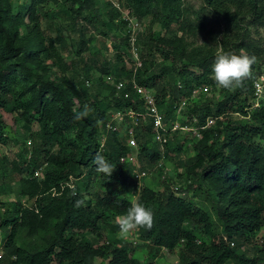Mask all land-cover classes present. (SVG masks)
I'll use <instances>...</instances> for the list:
<instances>
[{
  "label": "trees",
  "instance_id": "16d2710c",
  "mask_svg": "<svg viewBox=\"0 0 264 264\" xmlns=\"http://www.w3.org/2000/svg\"><path fill=\"white\" fill-rule=\"evenodd\" d=\"M183 1L126 0L127 16L150 18L137 37L142 65L134 70L128 66L130 58L115 48L114 60L103 65V73L93 82L92 67L80 60L82 65L72 64L62 56L67 48L64 40L59 39L57 46L42 33L41 20L50 15L45 7L58 4L52 17L81 36L84 23L107 19L111 24H126L119 7L108 0H28L20 4L0 0V146L16 141L7 114L13 115L14 124L20 121L26 133L10 161L12 171L19 175V191L9 208L0 212V229L5 232L0 264H154L140 260L136 255L140 247L151 252L176 251L178 264L264 262L260 234L264 227V103L249 118L235 116V121L230 117L235 112L246 113L253 93L252 77L264 72V46L258 32L264 27V0H202L199 9L189 15ZM207 17L222 26L224 51H245L256 57L252 77L242 88L224 91L214 103L203 100L183 108L188 115L187 121H179L180 126L194 127L199 133L198 138L192 135L193 155L185 161L183 174H178L187 178L184 190L190 196L175 194L170 174L162 180L161 191L141 187L137 196L154 211L153 228L136 230L134 246L119 240L101 243L103 226L126 212L131 202L128 195L137 188L131 164L120 161L132 151L124 128L109 131L106 121L111 112L140 109L135 92L129 97L116 94L105 76L125 79L129 87L134 78L153 89L156 104L171 127L179 101L191 98L196 87L207 86L210 91L217 86L211 71L216 50L200 45L185 51L183 42L184 35L196 37L206 29ZM153 25L168 35L160 36ZM87 41L82 38L74 50L67 49V57L78 60ZM122 43L129 47L128 35L116 45ZM97 83L108 90L104 98L91 93ZM85 105L90 114L73 119ZM208 119L213 122L207 124ZM141 120L135 130L140 160L152 166L160 157L166 162L173 159L172 152L183 150L180 129L171 131L162 148L152 139L149 118ZM97 151L115 166L110 177L95 170ZM6 169L0 157L1 179ZM37 170L41 176L35 174ZM69 185L75 187V194ZM77 200L83 201L79 207L74 206Z\"/></svg>",
  "mask_w": 264,
  "mask_h": 264
},
{
  "label": "rangeland",
  "instance_id": "374dc122",
  "mask_svg": "<svg viewBox=\"0 0 264 264\" xmlns=\"http://www.w3.org/2000/svg\"><path fill=\"white\" fill-rule=\"evenodd\" d=\"M28 2V0H13L15 4H20L21 2ZM101 2L105 0H100ZM113 2V5L115 7H119L122 12V18L126 19V24L118 23L116 24V21L112 24L107 21V19H104V21L99 22H93L91 24L84 23L82 27V36L79 32L71 33L67 29L64 28L63 25H58V19L57 17H52L51 13L53 11L59 10V5L55 3H48L46 5V10H49V16L48 18L41 20V28L42 33L46 37H51L53 39L54 44L57 46L60 45L59 39L64 40L65 45L67 48H65L61 54L63 57H65L68 62H72V64L77 63L78 66L82 65L80 61H82L84 64L86 63L90 67H92L91 75L93 76L92 81L94 82L95 79H97L100 74H102L101 68L103 65L106 64L109 60H114L116 49L118 48V51L124 54V57L130 58V44L129 47L125 46L124 43H122L120 46H117L116 44L119 43V41L126 37V35H131V30H141L142 32L148 24H150V18H146L143 20H139L137 18L133 19L129 16H127L128 12V6L126 0H108ZM119 1V2H118ZM183 7L185 8V13L188 11V15L191 11L199 9V7L202 5V0H184L183 1ZM101 11V10H100ZM125 21V20H124ZM104 22V23H103ZM120 22V21H119ZM132 24V25H131ZM173 27H176V24H172ZM205 30L199 33L196 37H189L188 35H184L183 42L185 45V51H189L194 47L204 45V46H210L216 50V52L221 49L220 46V39L222 38V31L223 28L220 24L216 23L212 18L207 17L206 19V25ZM154 32H159L160 36H167L168 33L166 31H163L160 29L159 26L153 25ZM259 31V37L261 38V44L264 46V27H260L258 29ZM106 33V34H105ZM82 38L88 40L86 43V48L78 58H69L67 57L69 50H74L78 43L82 40ZM128 42V41H127ZM130 42V39H129ZM128 54V55H127ZM264 61V56H263ZM128 66L133 67V63H128ZM86 81V80H85ZM86 85V84H85ZM91 88V87H89ZM91 93L98 94L100 98H104V96L108 93V90L103 87L101 83H97L93 89H90ZM229 89H224L216 86L215 90H210L209 94L206 95V97L201 98H194L191 97L189 99H183L179 101L177 104H180L182 106L180 113H175V121L176 123H179V121H187V110L183 111V108H187L193 105L200 104L203 100H209L212 103L220 100L224 94V91ZM232 91V90H229ZM183 104V105H182ZM102 106L104 104L102 103ZM232 120H238L235 115L230 116ZM6 121L8 124L15 127L16 130V141H10L5 146H0V157H3V160L6 165V172L4 178H0V212H3L5 209L9 208V205L14 202L18 198V191H19V175L12 171L10 161L14 159L17 152L19 151L18 142H21L23 138L26 137V133L23 132L22 123L20 121H16V124H14L13 115H6ZM36 128V125L31 127V129ZM191 130V131H188ZM195 130V131H194ZM192 132V133H189ZM122 133H124L122 131ZM171 133V132H170ZM194 127H188L185 126L184 128H180L179 136H180V143H183V150L177 154L175 152H172L171 155H173V159L166 160V175L170 174L173 176V182L181 183V186H185L187 178L182 175V177H178V174H183L184 171V164L187 158L193 155L191 146H192V135H195L196 138L199 137V133ZM173 135V133L171 134ZM170 136V134H169ZM27 139V145L30 147L31 143ZM263 142V141H262ZM136 152V148H133ZM142 158V157H141ZM138 162L147 167H151V165H147V160H143L137 156ZM3 162V161H2ZM40 171V173H39ZM38 171L37 176H41V170ZM72 180H76L74 177H72ZM148 186L153 188L154 190H163L164 183L162 179L159 177V173L155 171H152V174L148 178L141 179L139 185L137 188L131 192L128 195V198L132 200L133 198L137 197L139 189L141 187ZM188 197L190 196V193L186 194ZM21 200L25 203V199L21 198ZM117 218V217H116ZM115 222L108 225L103 226L101 236L99 237V241L102 242H112V240H119L120 244L123 245L128 242V244L134 246L136 243H138V235L137 231L130 234L127 238H122L119 234V228ZM260 234L262 238L264 239V227L260 231ZM5 235V232L0 229V251H2V243H3V237ZM91 235H88V237ZM149 252V253H148ZM136 255L139 256L140 260L143 262H149L153 261L154 264H178V256L176 251L168 252L164 249H156L154 251H149L148 249H138L136 251Z\"/></svg>",
  "mask_w": 264,
  "mask_h": 264
},
{
  "label": "built area",
  "instance_id": "2783aa9c",
  "mask_svg": "<svg viewBox=\"0 0 264 264\" xmlns=\"http://www.w3.org/2000/svg\"><path fill=\"white\" fill-rule=\"evenodd\" d=\"M132 18V17H131ZM135 19V18H133ZM132 25V24H131ZM141 30H131L130 35V60L133 63V69L141 67L142 61L139 54L140 45L138 44L137 37ZM105 80L113 84L115 88L116 94H123L124 97H129L130 93L135 92L137 94V101L140 106V109H127V110H117L111 112L106 121V129L107 130H118L122 127L124 128V136L126 137L127 146L130 149L137 147V141L135 136L136 127L140 125L143 121L141 120L149 118L151 123V127L153 130L152 139L160 144L163 148L164 144L168 140V135L171 131L175 129H182L184 127L180 126L179 123L173 121L171 127L165 121V117L163 113L160 111L158 105L156 104V99L154 95V91L151 88L146 86L139 85L134 78L130 80V87L128 86L129 81L125 79H120L108 74L105 76ZM86 85H90V81L86 80ZM252 98L248 107L245 108L246 113L235 112L234 115L238 118H249L251 112L260 107L262 102L264 103V72L252 77ZM132 91V92H131ZM209 89L207 86L196 87L192 90L191 97H196L197 95L203 93L208 94ZM183 105V104H182ZM182 106L180 104L175 105V112L180 113ZM213 119H208L207 124H211ZM197 130V129H196ZM195 131V130H194ZM198 134V133H197ZM121 162L130 163L132 166L131 173L133 177L136 179L137 186L139 185L141 179L148 178L152 171L159 173V177L164 180L166 178V170L168 169L166 166V162L163 157H160L159 160L155 162L151 167L141 165L137 160V152L132 150L127 155H123L120 157ZM37 170L35 172L38 175ZM40 173V171H39ZM175 194L180 196H185L187 193L184 190V186H181V183H174L171 185ZM233 245V243H231ZM2 255V251H0V257ZM259 264H264L261 262Z\"/></svg>",
  "mask_w": 264,
  "mask_h": 264
},
{
  "label": "clouds",
  "instance_id": "9594fccd",
  "mask_svg": "<svg viewBox=\"0 0 264 264\" xmlns=\"http://www.w3.org/2000/svg\"><path fill=\"white\" fill-rule=\"evenodd\" d=\"M256 57L245 51L235 53L232 51H224L222 48L216 52L214 62L211 66L212 78L216 84L224 89L234 90L242 88L244 82L252 77V65L255 63ZM91 109L85 105L84 110L74 113L73 119L79 120L88 116ZM93 164L98 173L111 176L115 166L111 164L101 151H97L93 157ZM73 194L75 187L69 185ZM83 201L77 200L75 207H79ZM119 228V234L122 238H127L130 234L138 229L151 230L155 223L154 211L141 202L137 196L130 202V206L126 212L116 218Z\"/></svg>",
  "mask_w": 264,
  "mask_h": 264
}]
</instances>
